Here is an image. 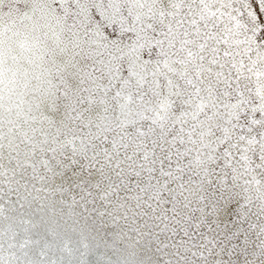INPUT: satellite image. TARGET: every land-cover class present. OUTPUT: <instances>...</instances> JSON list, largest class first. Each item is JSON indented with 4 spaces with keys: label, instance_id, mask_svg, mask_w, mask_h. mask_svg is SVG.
I'll list each match as a JSON object with an SVG mask.
<instances>
[{
    "label": "snow or ice",
    "instance_id": "1",
    "mask_svg": "<svg viewBox=\"0 0 264 264\" xmlns=\"http://www.w3.org/2000/svg\"><path fill=\"white\" fill-rule=\"evenodd\" d=\"M0 264H264V0H0Z\"/></svg>",
    "mask_w": 264,
    "mask_h": 264
}]
</instances>
